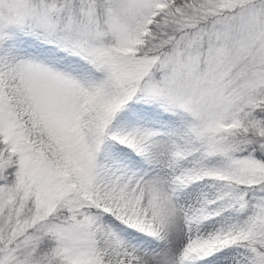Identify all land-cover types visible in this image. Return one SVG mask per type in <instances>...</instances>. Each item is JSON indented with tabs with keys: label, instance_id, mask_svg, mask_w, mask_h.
Instances as JSON below:
<instances>
[{
	"label": "snow or ice",
	"instance_id": "snow-or-ice-1",
	"mask_svg": "<svg viewBox=\"0 0 264 264\" xmlns=\"http://www.w3.org/2000/svg\"><path fill=\"white\" fill-rule=\"evenodd\" d=\"M0 264H264V0H0Z\"/></svg>",
	"mask_w": 264,
	"mask_h": 264
}]
</instances>
